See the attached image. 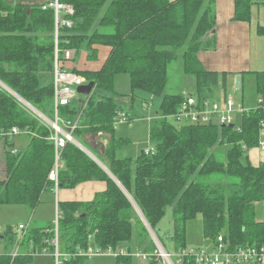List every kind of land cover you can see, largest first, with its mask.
Returning a JSON list of instances; mask_svg holds the SVG:
<instances>
[{
	"label": "trees",
	"instance_id": "16d2710c",
	"mask_svg": "<svg viewBox=\"0 0 264 264\" xmlns=\"http://www.w3.org/2000/svg\"><path fill=\"white\" fill-rule=\"evenodd\" d=\"M60 1L75 9L74 28L60 29L62 69L66 50L78 54L86 49L90 59L98 56L97 46L110 47L111 51L100 70L73 71L88 84L95 83L94 93L60 107L58 116L61 122L77 124L74 138L118 181L78 146L69 143L61 150L59 189L72 190L92 181L107 184L106 191L91 202L59 203L60 252L70 256L64 264H86L89 256L77 255L89 251L92 239L101 253L118 249L129 254L115 257L116 264H134L133 252L122 246H129L135 238L141 247L149 240L144 255H149L152 264L162 262L129 197L165 250L158 227L170 207L174 216L171 238L177 253L187 249L188 222L199 217L204 239L216 246L222 237L230 251L264 247V220L257 219V205L264 204V163L256 167L247 155L260 147L264 131V72L253 73L262 102L244 112L238 125L177 127L167 121L186 102L183 95L165 94L170 66L180 51L184 73L196 78L194 96L200 101L207 99V94L220 87L226 95L228 74L207 71L197 56L204 48V38L217 26L208 0ZM233 1V20L251 22L253 7L258 4ZM43 4L44 0H17L15 4L0 0V81L55 120V13L44 11ZM258 35L264 37V25L258 28ZM118 76L129 77L134 93L162 99L160 112L165 120L150 131L154 155L143 151L135 160L117 157V151L130 143L116 137L118 113L124 112L116 100L121 96L115 89ZM13 127L27 132L31 140L25 152L4 154L6 178L0 180V206H25L34 212L43 193L56 189L49 178L56 163V146L51 139L54 130L0 87V132ZM100 134L109 136L106 147L96 143ZM226 145L229 150L222 162L213 150ZM55 228L56 224L31 226L20 236L17 229L6 227L0 234L4 244L0 264H31L34 255L45 249L55 252ZM14 246L19 248L15 258L10 254ZM175 264L196 262L185 257Z\"/></svg>",
	"mask_w": 264,
	"mask_h": 264
},
{
	"label": "rangeland",
	"instance_id": "374dc122",
	"mask_svg": "<svg viewBox=\"0 0 264 264\" xmlns=\"http://www.w3.org/2000/svg\"><path fill=\"white\" fill-rule=\"evenodd\" d=\"M208 4L211 5V13L214 16V18L218 21L220 13L223 11L224 13V0H208ZM221 6L223 7V10L221 9ZM256 7V5L254 6ZM256 8L264 9V6H257ZM214 32V31H213ZM213 32L211 34H213ZM80 59L75 64L77 67H83V64ZM183 65V62L181 58L176 60L169 69V83L167 86V89L165 91V94H183V96L188 97L189 95H195L196 94V79L194 76L186 75L183 73L181 66ZM246 89L244 90H236L237 87L232 88V86H228V94L230 97H233L235 103L242 102L245 100V103L248 105L249 101L252 98L256 97V89H255V80L254 77H247L246 78ZM254 82V83H252ZM232 84V82H231ZM1 89L6 90L2 85H0ZM115 89L116 92L121 94V96H117L116 100L118 104H120L123 109L131 116L136 117L137 115L140 117L138 120L132 121V123H127L125 125H118L116 129V137L117 138H124V139H130V143L123 148L119 149L117 151V157L119 159H125V158H132L133 160L137 159L139 155L143 151L150 150L154 148V144L151 141L149 130H148V123H153V125L160 123L163 121V117L160 112V103L161 98L159 97H153L150 94L136 91L133 92V89L130 84V79L128 76H118L116 78L115 82ZM221 89V88H219ZM8 92V91H7ZM134 95V96H133ZM219 95H222L219 91ZM127 96V97H126ZM130 96V97H129ZM211 96V95H210ZM84 95H79V98H84ZM216 97V96H215ZM212 99L214 96H211ZM211 99V100H212ZM209 100V99H208ZM147 103V104H146ZM30 110V108H28ZM30 112L35 113L34 111L30 110ZM36 114V113H35ZM37 115V114H36ZM39 117V115H37ZM145 116V120L141 119ZM40 118V117H39ZM167 121L177 127H183L187 125L185 122H179L175 120L172 117H168ZM233 125H237V118ZM147 132V133H146ZM107 137L109 139V136L105 135L102 137V140ZM30 135L29 134H21L20 136L16 137L13 140V144H15L14 149L18 150L19 152H25L27 150V147L30 143ZM105 145L107 141H104ZM80 144V143H79ZM229 150L228 145L224 147H216L213 150V153L216 154V157L219 159V161L224 162L226 160L227 152ZM0 180H4L6 178V160L4 153L0 154ZM15 208L28 210L29 208L25 206H15V205H2L0 206V223H6L4 225H8L13 227L15 230L19 229V225L23 224L28 229L32 226L36 227L40 224L34 223L29 224V218L25 221L23 219L22 215H19L17 213H13L12 210ZM259 210V209H258ZM32 211H30L31 213ZM33 213V212H32ZM35 215V213H34ZM54 220V221H53ZM53 221V222H52ZM58 221V216L55 213V215L52 216V219L50 222H47L44 224V226H49L50 224H56ZM7 226V227H8ZM145 226V225H144ZM147 229V228H146ZM5 230H1V234L4 233ZM174 231V216H173V209L170 207L167 210L166 217L160 222L158 227V233L163 239V244L166 248V251L172 256L171 259L173 261V264L175 262H178L180 259L178 257V253L176 252L175 242L171 238ZM26 232V231H25ZM138 230L135 229V234L137 235ZM21 236L22 232H18ZM149 233V232H148ZM135 235V237H136ZM150 235V234H149ZM151 240L154 242L150 235ZM207 242L209 245H204L203 242ZM187 249H207L209 251L217 252V248L213 247L212 242L207 241L204 239L203 236V224H202V218L199 217L196 220L190 221L187 224ZM55 243L58 244L59 250L60 247V239L59 243L55 241ZM133 243V247L135 251H133V259L134 264L137 262V264H152L149 255L148 257H139V254L144 255L145 251L144 249L137 247L139 245V239L135 238L134 242H131L129 246ZM149 244V240L145 242L143 245L146 247ZM155 244V242H154ZM126 245V244H125ZM135 245V246H134ZM156 245V244H155ZM162 245V244H161ZM128 246V244L126 245ZM159 246V245H158ZM55 249L56 246L54 245ZM157 247V245H156ZM158 248V247H157ZM164 248V247H163ZM94 252H99V248L96 246L94 240H91V248ZM18 250L17 246H14L10 249V254L13 255ZM62 250V249H61ZM4 251V244L1 242L0 252ZM102 255H94L89 256V259L87 260L86 264H115V256H105L107 253H101ZM146 254V253H145ZM162 262L160 264H167V262L162 258ZM31 264H56V260L54 258V252L51 250H43L42 253L37 254L35 256V260ZM219 264H223L220 262Z\"/></svg>",
	"mask_w": 264,
	"mask_h": 264
},
{
	"label": "crops",
	"instance_id": "0c3cea01",
	"mask_svg": "<svg viewBox=\"0 0 264 264\" xmlns=\"http://www.w3.org/2000/svg\"><path fill=\"white\" fill-rule=\"evenodd\" d=\"M257 6H264V5L258 4L256 5V7ZM256 7H253L251 22L249 23L237 22L233 20L235 13L234 1L224 0V13L223 11L220 13L219 19L217 21L216 30H214L213 34H210L204 38L203 41L204 48L201 49L197 54L201 64L207 71H213L219 74H223V73L228 74L226 95L224 94V90L222 87H220L221 89L216 88L210 94H207L208 96L207 99H209V101L211 102H220L221 105L223 106L226 99L228 98L233 99V97H230V95L228 94V88H229L228 86L231 85L232 88L234 87L236 88L237 76H241L240 90L245 91L246 89L245 87L247 83L246 78L251 76L254 77L255 89H256V79L253 73L264 72V37L258 35V28L264 25V9L256 8ZM221 9L223 10L222 6ZM97 48H98V56L95 59L89 58L91 54L86 49L82 50L78 54L74 52V59L72 61H65L63 65V69L68 72H73L74 70H80V71L100 70L105 64L110 54L111 48L106 46H97ZM179 58H181L183 62V51L179 52ZM79 59L82 62L81 64H83V67H77L75 65ZM181 69L184 73V62L183 65L181 66ZM243 73H247V74L242 75ZM219 91L221 92L222 95H219ZM210 95L214 96V98L216 99H212ZM189 96H194V95L191 94ZM261 102L262 100L256 94V97L252 98L249 101L248 105L245 103V100L242 102H238L237 104H242L246 108V110H251L257 108L259 103ZM124 112L129 116V118L133 119L132 121L138 120L140 118L138 115L136 117H131L125 110ZM241 116L242 114L239 113L235 114V120L237 118V125L240 122ZM141 119L145 120L146 118L144 116ZM163 120H165L164 117ZM132 121L130 123H132ZM153 123L154 122L150 124L148 123L149 134L151 128L154 126ZM98 138L101 139H97L96 143L106 147L107 144L105 145L104 141H107L108 143L109 139L105 137L104 140H102V135H99ZM261 143H264V131L262 132ZM247 155L251 164H253L256 167L264 163V150L261 149L260 147L248 151ZM106 189H107V184L101 181L87 182L81 184L80 186L72 190L58 188V190L55 189L54 191L44 192L42 196L41 204L33 213L32 212L30 213V211L23 210L21 208L19 209L15 208L12 211L13 213L22 215L25 221L30 216L28 221L29 224L33 225L34 223H36V224H40L39 226H44V224L51 221L52 216L55 215V213L58 216L59 203L91 202L94 200L96 195L105 192ZM257 219L258 221L264 220V204L257 205ZM4 224L6 223H2V224L0 223V231L5 230V228L8 226ZM203 243L204 245L209 247L206 241ZM212 245L213 247H216V245L213 244V242ZM137 247H140V245H137ZM122 248L126 250L131 249L132 252L135 251L133 250L134 249L133 243L130 246L123 245ZM140 248L145 249L146 247L143 246ZM18 254H19V248H18ZM37 254L34 255V260ZM115 264H116V260H115ZM135 264H137V262Z\"/></svg>",
	"mask_w": 264,
	"mask_h": 264
},
{
	"label": "built area",
	"instance_id": "2783aa9c",
	"mask_svg": "<svg viewBox=\"0 0 264 264\" xmlns=\"http://www.w3.org/2000/svg\"><path fill=\"white\" fill-rule=\"evenodd\" d=\"M255 4H264V0H252ZM44 11L53 10L55 13V40H56V54H55V69H54V88H55V108L56 118L50 120L48 117H39L36 115L44 124L48 125L54 130V135L51 139L54 141L56 146V163L54 169L50 173V180L55 183L56 190H58L59 171L61 168V150L72 143L76 145L79 143L73 136L74 130L77 128V124L74 126L70 123L61 122L58 116V109L62 106H68L72 101L76 100L80 95L78 88L83 85H87V79L83 76L68 72L62 69V61H60L58 48L60 29L74 28V21L72 18L75 16V9L72 5L64 4L60 0H44L42 5ZM74 59V51L66 50L63 52V60L71 61ZM15 97V96H14ZM16 98V97H15ZM27 109L32 108L25 103L23 100L17 99ZM33 111V110H32ZM246 108L242 104H237L232 98L225 100L222 106L220 102H211L208 99L199 100L197 96L186 97V102L181 106L179 112L172 116L177 121L185 122L187 124H198V125H217V126H228L233 125L235 121V114H243L246 112ZM50 121H49V120ZM129 122V116L125 112H119L116 120V128L118 125H125ZM21 134H28L25 131L20 130L18 127H13L8 131L0 132V154H5L10 151L13 154H17L18 150L14 149L15 144L13 140ZM101 135V134H100ZM260 148L264 150V143L260 144ZM146 154H155V150L150 149L145 151ZM1 179V178H0ZM58 213V220H59ZM26 227L19 226L18 232H22L23 236L26 232ZM56 237L52 241V244L56 246L54 252V258L56 264H64L66 260L70 258L68 255H63L58 247L59 243V228L58 221L56 223ZM1 247V240H0ZM157 253L159 257L163 258L167 264H173L171 255L161 246H157ZM217 252L209 251L207 249H190L184 250L178 253L179 262L185 257H192L195 259L196 264H260L264 262V247L262 248H237L236 250L230 251L225 244H223V238H219V244L216 246ZM165 252V255L163 254ZM102 255L101 252H94L89 249L86 253H79L77 256H94ZM127 252L123 250H110L105 256H127ZM14 258L18 256V250L12 255ZM146 255L139 254V257H145Z\"/></svg>",
	"mask_w": 264,
	"mask_h": 264
},
{
	"label": "water",
	"instance_id": "95a60500",
	"mask_svg": "<svg viewBox=\"0 0 264 264\" xmlns=\"http://www.w3.org/2000/svg\"><path fill=\"white\" fill-rule=\"evenodd\" d=\"M5 2L9 3V4H15L17 2V0H4ZM0 85H2L4 88H6V90L11 93L13 96H15L17 99H20L21 101L23 100L25 103H27L32 110L37 113L40 116H43L45 118V116L39 112L37 109H35L32 105H30L28 102H26L24 99H22L20 96H18L14 91H12L10 88H8L5 84H3L0 81ZM236 87L238 90L241 89V76H237L236 77ZM94 89H95V83L91 82L87 85H83L80 86L78 88V93L80 95H84L86 97H91L94 93ZM49 120V119H48ZM50 121V120H49ZM76 146H78L83 152H85L90 158H92L100 167H102L116 182H118L114 176L111 174V172L108 170V168L94 155L92 154L88 149H86L84 146H82L79 143H76ZM130 200L132 201L136 211L138 212L143 224L145 225V227L147 228L149 234L151 235L152 239L154 240L155 244L158 246H161L163 248V246L161 245V242L159 241L157 235L155 234V232L152 230V228L150 227V225L148 224L147 220L145 219L144 215L142 214V212L140 211V209L138 208V206L136 205V203L134 202V200L129 197Z\"/></svg>",
	"mask_w": 264,
	"mask_h": 264
},
{
	"label": "bare ground",
	"instance_id": "6f19581e",
	"mask_svg": "<svg viewBox=\"0 0 264 264\" xmlns=\"http://www.w3.org/2000/svg\"><path fill=\"white\" fill-rule=\"evenodd\" d=\"M163 254L165 255V252H163Z\"/></svg>",
	"mask_w": 264,
	"mask_h": 264
}]
</instances>
